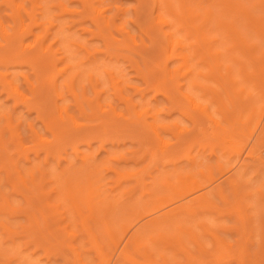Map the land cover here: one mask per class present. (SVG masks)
Returning <instances> with one entry per match:
<instances>
[{
	"label": "rangeland",
	"instance_id": "rangeland-1",
	"mask_svg": "<svg viewBox=\"0 0 264 264\" xmlns=\"http://www.w3.org/2000/svg\"><path fill=\"white\" fill-rule=\"evenodd\" d=\"M233 1L241 2L243 6L246 5V10L249 13L251 11L254 15L252 17H255L254 19H258L260 15V17L264 15V9L259 6L258 0H229V2ZM15 2L23 5L27 11L31 10V7L36 4L35 2H38L43 7L40 10L41 14L38 15L42 22L41 25L32 26V33L30 32L22 38V44L34 45L38 36H42L45 33V29L48 27V20H54V22H58V25L51 27L48 34L42 40L43 45L51 44V52H44L39 47H35L39 49L28 50L25 52L26 54L24 53L25 57L21 56V58L16 55L21 50L20 45L16 44V48L14 46L10 50L8 49L7 52H4L6 60L0 61V72L6 67L8 68V71L16 78L15 84L18 87V91L24 98L29 99L28 101L32 106L31 108H27L26 104L22 100H19L16 94H12L8 88H4L3 84L0 83V132L2 133L1 137L5 140L2 142L5 144V147L2 148L3 144L0 147L6 150V152L2 151V149L0 150V264H78L77 252L84 264H111L114 261L115 257L112 258L113 246L107 243L102 226L94 223L88 217L86 218V224L97 235V243L101 247L103 256L105 254L103 260L99 258L96 248L91 245L88 236L82 230L81 216L85 217L87 215L86 205L81 202V204L79 203L81 216L73 210L70 202L63 197L62 191H58L60 187L54 175L59 172L65 173V175L69 172L73 175L82 174L85 166L91 165V168L95 167V172L98 170L96 174L98 176L94 177L99 178L96 182L99 181L97 184H101L99 187H101L102 193H98L97 190L99 197H110L109 199H112V204L114 203L117 208L115 213L109 216L110 218L112 217L111 219L116 226L129 222L131 218L127 215L130 210L128 209L130 208L128 207L129 205L137 201L139 203L140 200L151 202L153 201V197L170 194L169 188L159 183V179L162 176H168L173 185L180 186L182 185L181 181L204 180L207 167H211L212 173L216 177H219L217 163L227 166L233 159L230 147L225 142L229 134L224 133L226 134L224 135L222 133L221 135L214 136L212 133L216 134L221 128L216 127L208 116L199 114L198 110L186 100L182 93H191L195 104L207 105L208 110L211 112V117L213 116L214 120L219 121L221 127L228 126L229 122L235 127L234 133L241 130L240 134L242 135L238 133L235 137L239 139L240 143L242 140L247 143L244 147V153H246L245 148L247 149L249 146L254 147L253 144H255L258 135L261 141L255 146L258 150L256 152L260 154L255 156L256 153L254 155L255 159H253L256 160V157H258L257 160H259V156H262L260 157L261 161H257L258 163L251 159L253 156H249L248 159L245 157L244 159L246 160L244 162L246 161L247 165L246 167L244 165V169L241 168L240 172L238 171L242 175L240 179L241 193L244 195L249 193V195H245L244 197L242 195L241 197L238 196V198H241L239 201L242 204L241 209L243 212H247V215H250V218L247 217L248 221L254 220L253 222L252 220L250 221L253 224H247L250 227L252 224V227L248 229L258 227L257 229H253L254 231L252 230V241L251 239L248 241L251 243H245L243 241L244 238H242L243 236L239 234L241 223L238 221V213H235L234 210V213L232 210L231 212H227L232 206L230 204L234 202V199L233 193H231L232 187L230 189L226 183L224 184V194L230 204H226L220 197L212 195V197L214 196L212 198L213 203L216 205L215 209H201L202 211L200 210L194 217L190 216L193 218L189 217L190 219H188L187 217V223L193 224V228H191L195 233L194 235H197L198 241L201 242L205 253H199L195 242L189 240L188 236L185 237L186 239L184 238L185 248L187 247L192 256L199 257L202 264H241L239 262L241 260L240 257H237L240 252L248 250L252 254L257 251L260 238V233L258 234L260 232L259 219H262L261 225L264 226V212L260 211V208L264 206L261 205L259 207L260 203L259 205L258 203L255 204L257 202L255 200L258 197L256 189H264V159H262L264 158V114L260 116V120L258 121L259 114L264 113L262 111L264 109V83H262L264 80H260L261 78L257 79L258 75H255L260 70L257 72L253 70L259 68L258 65L261 64L259 60H262L261 58L264 57V52L261 53V51H264V38L261 37V40L259 37L258 39L257 32L252 29L253 26L246 24L245 16L243 17L240 12L235 13L236 11L223 10L224 7L221 5V0H186V4L193 7L194 12L197 11L195 14L198 15L196 16L198 18L193 14V17H190L194 20L192 21L187 15L181 17L178 9V0H171L175 8V14H169L165 8L159 9L163 16L169 20L170 25H159L154 19L158 11L152 0H105L104 5L108 8L106 15L115 17L116 24L130 31L136 40V44H134L133 41H130L125 36L126 40L116 46V44H113L112 35L119 40H123L125 34L121 35L122 33L119 31L118 33L112 27V29L108 28L109 32L105 28L103 34H107L104 39L100 37L101 35L98 36V33L97 36L95 33L91 35L90 31H96L98 28L95 27L96 25L90 17L91 10L88 7L85 8L80 0H15ZM59 2H62L69 12H65L59 5ZM6 6L3 0H0V18L5 26L17 28L15 26L16 23L9 16L11 9H8ZM117 6L123 8L121 13H117ZM206 7L210 8V12L212 13L209 14L211 18L208 17V20L205 19L203 11L207 9ZM220 10L222 11L220 12ZM218 18L221 21L223 20V22L225 20L226 23H230L231 21L235 23L237 32L240 34L239 37H242L243 41H246V43L244 42L246 46L248 44L256 46L252 52L253 55L249 51L246 54L245 48L243 49L239 41L234 39L235 36L226 34L227 31L224 27H221L222 29L219 26L216 27L218 25ZM24 20L26 24L29 22V18L25 17ZM260 20H264V17ZM201 23L205 24L202 25ZM194 25H197L196 27L200 25L201 27H198L200 31L207 33L206 35L209 36H207L209 39L210 37L212 38L209 41L213 39L214 41L211 42L212 44L209 42L211 45H205L207 50L201 45L203 47V54L200 51L197 58L192 60V62H198V69L202 71H200L202 76L200 74L201 77L198 76L197 80L210 89L200 88L199 86L189 92L188 86L185 83L188 76L184 78L181 75L185 69L180 67L182 65L181 59L169 61L165 69L166 71L163 70L167 56V52L165 51V33L166 31H172L174 36L181 39L184 43H193V41H196L194 40L196 28L193 29L194 27L191 26ZM205 25L207 26L205 27ZM208 31H210V34H208ZM196 38H198V34ZM199 40L197 39L198 42ZM0 42H3L1 34ZM66 43L75 44L66 46ZM106 45L109 48V53L104 52ZM234 45L239 50L244 51V55H241ZM79 46H85V49L91 51V55ZM210 46L212 47L209 50L208 47ZM231 46L235 49L232 50L231 48L229 50L230 54H228L229 51L226 48ZM257 46L258 50L256 49ZM58 47L67 50V59L59 61L58 54L52 55V51ZM212 48L214 49L212 50ZM190 49L193 48L190 47ZM214 50L221 51L222 53L220 52L218 56L213 55L212 59L211 56L209 57L208 52L214 53ZM200 54L203 55L204 60L202 58V61L199 60V63L198 57L201 59ZM245 54L246 57H243ZM215 56L219 57V64L222 63L219 67L215 63L217 60L214 61ZM232 56L237 61H233L232 58L230 59ZM4 58L1 60H4ZM76 62L81 63L79 68L84 72L81 74L82 76H79L80 78L74 81L73 89H71L70 86L67 87L65 84H67L66 78L74 68H67L65 72L60 74L57 71L63 69L69 63L74 64ZM228 65L233 67L231 69L234 72L240 66L247 70L248 73L250 72L248 74L249 79L244 75L246 79L243 78L244 81L242 80V82L241 74L240 76H237L235 73V76L232 75L235 77L234 81H237V79L240 81L239 85L248 86L246 92L239 93L235 89L237 86L233 89L230 87L231 85L229 86L230 81L221 78L222 75L226 74V68L224 67ZM261 66L264 67V65ZM104 69L111 72L110 78L121 81L119 85L122 87V94L127 96L130 102L123 101L120 95L114 94L109 79L104 73ZM170 70H175L173 79L169 78ZM252 71L253 74L256 72L255 76L251 75ZM88 73L91 74V79L92 76L95 78L91 81L94 83L93 88L89 83ZM24 74L31 80L29 83H26L28 79L26 80ZM250 79L254 80L251 81ZM31 82L34 83V87L31 86ZM57 84H59L58 88L60 89L61 98L56 96ZM221 85L226 87L230 96L228 100L231 102L227 100L225 93L221 94ZM82 86L85 97L89 99L93 98V101L89 103L91 104L90 106L80 96ZM135 87L139 90H135ZM98 90L99 93L97 95L95 92ZM219 91L221 92L219 93ZM247 93L249 95L251 93L250 96L252 98L255 96L254 100ZM95 95H97V98H95ZM217 96L223 103L218 101L219 99H216L218 98ZM223 104L227 106L221 107ZM109 105L115 108L114 112L109 109ZM251 105L255 106V109H253L254 111L250 119L247 120L248 115L245 107L249 108ZM59 106L66 108V112H63V120L58 117ZM241 108H244L245 113L244 117L239 119V121L238 116L240 111L237 109L242 110ZM103 109L107 111L104 112L102 111ZM138 111L143 114L139 119L136 116V112ZM117 113L118 115H116ZM152 114L155 115L154 118L151 117ZM7 115H10L11 126L16 128L15 132L20 139L18 141L22 142L25 147L20 153L18 152L19 146H17V140L15 137H11V133L7 127V120L5 118ZM69 115L74 117V121H76L78 126L75 125L72 119H69ZM257 121L259 124H257ZM149 122L156 125L164 124L167 127L157 128L159 137L156 138L148 125ZM29 123H31L39 137L32 134ZM60 126L63 128L61 129ZM253 130V135L250 136ZM56 134L59 136L56 137ZM162 141L163 143L166 142V145L167 143L168 145L171 144L169 145L170 147H167L168 149L165 148L167 149L165 151L166 154L168 153L167 155L164 154L165 156H161L160 152ZM48 147L50 153L47 154L46 148ZM153 151H156L155 161L152 160L154 159V157L152 158ZM83 156L86 157V163H83ZM80 169L82 171L79 173ZM232 169L239 170L240 168ZM39 170L45 174L42 180L39 178ZM84 171H87V169ZM234 172L231 173L233 174ZM31 175L35 178V183L40 182L39 185L43 186L42 192H39L37 187L35 188L28 182ZM82 176L85 179V175L83 174ZM82 176L81 178L79 177L80 180ZM22 178L25 179V184H23ZM82 181L84 183V180ZM245 190L246 192H244ZM259 190L264 195V190ZM6 200L11 209L3 203ZM242 200H245V204ZM250 202L251 204H249ZM254 206H257L260 210H257ZM254 211H260L261 216H254ZM40 213L47 220L44 226ZM254 214L257 213L254 212ZM34 215L36 218H40H37L39 221V225H37L39 227L31 223ZM113 222L112 224L115 225ZM139 223L140 221L132 226L129 233L134 228H137L136 226ZM199 223H205V228L210 230V233L200 227ZM116 226H114L115 229L117 228ZM35 229L37 230L35 231ZM261 230H264V227ZM70 233L73 235L71 236ZM211 234L221 239L225 245H229V248H227L228 255L224 259L222 258L217 261L214 255H210L215 250V241ZM118 236L119 232L115 237L118 238ZM70 245L71 247H75V251L74 249L71 250ZM139 249L138 254L132 252V255L133 257L135 256L136 260L142 261L140 252L142 247ZM166 249L164 251L170 254V247V250ZM14 252L21 255L24 260L21 256L19 259V256L16 253L15 255ZM179 252V250L175 251L174 258L172 256L174 260L169 259V264L187 263L186 257ZM246 255L247 259L248 257H254L253 254L248 255L246 253ZM262 255L259 254L258 257L260 258L255 256L256 262L257 258L259 259V264H264V256ZM109 259H111L110 262L108 261ZM249 259L246 261V264H250ZM153 260L157 263L160 262L159 257L155 255H153ZM120 264L131 263L120 262ZM251 264L253 263L251 262Z\"/></svg>",
	"mask_w": 264,
	"mask_h": 264
},
{
	"label": "bare ground",
	"instance_id": "bare-ground-1",
	"mask_svg": "<svg viewBox=\"0 0 264 264\" xmlns=\"http://www.w3.org/2000/svg\"><path fill=\"white\" fill-rule=\"evenodd\" d=\"M36 1H38V0H36ZM81 2H82V4H83V6L85 7V8H89L90 10H91V12H90V17H91V19H92V21L94 22V24L96 25L95 27L96 28H98L97 30H98V32H97V30L94 32L93 30L92 31H90V30H88V31H90V34L91 35H93L94 33L96 34V36H97V33L99 34L98 36H100V37H102L103 39L105 38V36H106V34L107 33H104L103 34V32H105L104 30H105V28L107 29V31H108V28L110 29H112V27H114L115 28V30L118 32H120V33H122L121 35H123V34H125L124 35V38H123V40H119L117 37H113V35H112V39H113V44L115 45L116 44V46H118V45H120V44H122V42H124L125 40H126V38H125V36L127 37V39L129 38L130 39V41H133V43L134 44H136V40H135V38H134V36L130 33V31H128V30H126L123 26H120L119 24V26L116 24V22H115V17H109V16H107L106 15V12H107V10H108V8L104 5L105 3H104V1L105 0H80ZM153 1V4H154V6H155V8L157 9V14H156V16H155V22L157 23V24H159V25H170V23H169V20L167 19V18H165L164 16H163V14L159 11V9L161 8H165V10L169 13V14H175V8H174V6H173V4H172V2H171V0H152ZM232 1V0H231ZM3 2H4V4L5 5H7L6 7H8V9L10 8L11 10H10V14H9V16L14 20V22L16 23V25L15 26H17V28H14V26H11V27H9V26H5L4 25V23H3V21L1 20V18H0V34L2 35V40H3V42L1 43L0 42V61H5L6 59L4 58V52H7V50L9 49L10 50V48L11 47H14L16 44H19L20 45V47H21V50H20V52H17L16 53V55H18V56H22V57H25V55H24V53L26 52V51H28V50H34V48L35 47H39L40 49H42L44 52H51L50 50H51V44H49V45H43L42 44V40H43V38H45V36L48 34V32H49V29L51 28V27H54V26H56V25H58V22L56 23V22H54V20H48V27L45 29V33L42 35V36H38V38H37V40H36V43L34 44V45H29V44H22V38L26 35V34H28V33H32V26H40L41 25V21H40V18L38 17V15L39 14H41V11L40 10H42V6L41 5H39L38 4V2H33L35 5H33L32 7H31V10L30 11H27L25 8H24V6L23 5H21L20 3H18V2H15V0H3ZM178 2H179V4H178V9H179V11H180V16L181 17H184V15H187L188 17H189V19H191L192 17H193V14H195V12H197V11H195L194 12V9H192L193 7H191V6H189L188 4H186V0H178ZM240 2V1H239ZM221 5H223V7H224V9L223 10H227V11H231L232 10V12L234 11H236L235 13H238V12H240V13H242V15H243V17L245 16V20L247 21V25H251V26H253L252 27V29L253 30H255V32H257V37H258V39H259V37H260V39H261V37L262 38H264V23H262V21H264V20H260L262 17H264V15H262V17H260L259 16V18L257 19H254L252 16H254L252 13H251V11H250V13H249V11H247L246 9H247V7H245V6H243V4H241V2L240 3H238V2H236V1H233V2H229V0L227 1V0H221ZM257 3H259V6L262 8V9H264V0H258L257 1ZM242 5V7H241V5ZM59 5L62 7V9L65 11V12H67L68 10L63 6V4H62V2H59ZM251 6V5H250ZM207 8V7H206ZM116 9H117V13H121L122 11H123V8L121 7V6H117L116 7ZM249 10V9H248ZM204 11V14H205V19H209V18H211L210 16H209V14L211 13L210 11V8H207V9H205V10H203ZM222 10H220V12H221ZM69 12V11H68ZM194 12V13H193ZM73 13H74V11H73ZM212 14V13H211ZM190 15V16H189ZM175 16V15H174ZM196 16H198V15H196L195 14V17ZM29 18V22L26 24V23H24V18ZM191 17V18H190ZM209 17V18H208ZM242 17V18H243ZM196 18H198V17H196ZM192 21H194L193 19H191ZM204 20V19H203ZM207 20H206V22H207ZM218 20V25H216V27H220V29H222L223 27L226 29V34H228V35H233V36H235V38L234 39H236V40H238L239 41V44H240V46L244 49L245 48V52H247V51H249V53L250 54H252V52L254 51V49H255V47L256 46H254V44H253V46H251L250 44H248L247 46H246V41H243V38L241 37H239L240 36V34H239V32H237V28L235 27V23H232V21L230 22V23H226L225 22V20H224V22H223V20L221 21V20H219V18L217 19ZM205 21V20H204ZM203 22V21H202ZM248 22H249V24H248ZM186 23V22H185ZM210 23V22H209ZM252 23V24H251ZM156 24V25H157ZM190 24V23H189ZM199 24V23H198ZM202 24V23H201ZM200 24V25H201ZM205 23H203L202 25H204ZM245 24V25H246ZM193 25V24H192ZM198 26L199 28L201 27V26ZM208 25V24H207ZM207 25H205V27L207 26ZM234 25V26H233ZM197 25H194V26H191V27H194L193 29H195L196 28V33L198 34V38H196L197 37V34L195 33V35H196V39L194 38V40H196V41H193V43H184L181 39H179L178 37H176V36H174V34H173V32L172 31H166V33H165V38H166V48H165V51L167 52V56H166V61H165V64H164V67H163V70H165L166 68H167V64H168V62L169 61H171V60H173V59H181L182 61V65L180 66L181 68L183 67V68H185L184 69V71H183V73L181 74L184 78H186L187 76H188V79L185 81V83L187 84V86H188V91L189 92H191V91H193L194 90V88H196V87H199L200 86V88H208V87H206V86H204V85H202L197 79H198V76H200V74H201V76H202V71L200 70V69H198V62H192V60L194 59V58H197V55L199 54V52L201 53V54H203V47H201V45H203L204 47H205V45L206 46H208V45H211L212 43V41H214V39L212 40V41H209L210 39H212L211 37H210V39L208 38L209 36L208 35H206L207 33H202L201 31H200V29L198 28V27H196ZM222 27V28H221ZM101 28H103V30H101ZM141 28V27H140ZM251 29V28H250ZM251 29V30H252ZM190 30V29H189ZM189 30H187V31H189ZM240 30V29H239ZM238 30V31H239ZM192 31V30H191ZM191 31H190V33H191ZM93 32V33H92ZM109 32V31H108ZM118 32V33H119ZM207 32V31H206ZM209 33L208 34H210V31H208ZM188 33V32H187ZM239 34V35H238ZM225 35V34H224ZM208 36V37H207ZM211 36V35H210ZM225 36H227V35H225ZM194 37V36H193ZM107 38V37H106ZM199 38H200V40H199ZM111 39V40H112ZM197 39L199 40V42L197 41ZM233 39V40H234ZM235 40V41H236ZM262 40V39H261ZM201 41V42H200ZM211 44H210V43ZM245 42V43H244ZM112 43V42H111ZM201 43V44H200ZM208 43V44H207ZM69 44H75V43H66L65 45L67 46V45H69ZM133 44V45H134ZM194 44V45H193ZM252 44V43H251ZM43 45V46H42ZM76 45H77V43H76ZM258 45V44H257ZM66 46H65V48H66ZM194 46V47H193ZM213 46V45H212ZM212 46H210V47H208V49L210 50L211 49V47ZM79 47H81V48H84L85 49V46H79ZM190 47H192L193 49H190L189 50V48ZM234 47H235V45H234ZM14 48H16V46L14 47ZM38 48V49H39ZM177 48H178V50H177ZM206 48V47H205ZM217 48V47H216ZM231 48H232V46L231 47H228V48H226V49H228V51L229 50H231ZM235 48H237V51H239L240 52V54L241 55H244V51H242V50H239V48L236 46ZM235 48H232V50H234ZM35 49H37V48H35ZM37 49V50H38ZM201 49V50H200ZM214 48H212V50H213ZM257 50H258V46H257V48H256ZM86 51H87V53H90V55H91V51H88L87 49H85ZM206 50H207V48H206ZM221 50V49H220ZM66 49H64V48H56L54 51H52L53 52V54L52 55H54V54H58V60L59 61H62V60H64V59H67L68 58V54L66 53ZM96 51V50H95ZM215 52L213 53V52H208L209 53V57L211 56V58L212 57H214L213 55H217L218 56V54H220V52L219 51H217V50H214ZM227 51V50H226ZM16 52V51H15ZM93 52V51H92ZM104 52H106V53H109V48H108V46L106 45V48L104 49ZM262 52H264V51H261V53ZM222 53V52H221ZM231 53H233V51H231ZM235 53V52H234ZM255 53V52H254ZM7 54V53H6ZM26 54V53H25ZM45 54V53H44ZM200 54V55H201ZM228 54H230V51H229V53ZM227 54V55H228ZM237 54H238V52H237ZM246 54H248V52L246 53ZM246 54H245V56H243V57H246ZM9 55V54H8ZM224 55V54H223ZM233 55V54H232ZM253 55V54H252ZM251 55V56H252ZM6 56V55H5ZM205 56V55H204ZM217 56H215V60L214 61H216L215 63H216V66L217 67H219V66H221V64H219L220 62H218L219 61V57H217ZM221 56V55H220ZM250 56V57H251ZM262 56V55H261ZM16 57V56H15ZM21 57V58H22ZM2 58H4V60H1ZM202 58H203V55H201V59H199V57H198V61L199 60H201L202 61ZM229 58V57H228ZM232 58V60L233 61H235L236 59H234V57L232 56V57H230V59ZM206 59V58H205ZM213 59V58H212ZM212 59H211V61H212ZM254 59H255V57H254ZM259 59V58H258ZM262 60H259V63H261L260 65H258V69H255V70H253V71H258V70H260L259 71V73L257 72H255L254 74L255 75H258L257 77V79H260V80H264V67H262L261 65H264V57H262L261 58ZM203 60H204V58H203ZM237 61V60H236ZM208 62V61H207ZM29 63V62H28ZM199 63H200V61H199ZM206 63V62H205ZM31 64V63H30ZM83 64V63H82ZM210 64H213V63H210ZM238 64V63H237ZM251 64H252V62H251ZM80 65H81V63H78V62H76V63H74V64H72V63H69V64H67L63 69H60V70H58L57 72H59V74L60 73H63V72H65V70L67 69V68H70V67H73L74 69L72 70V72L68 75V77L66 78V80H67V84H65V86H70L71 87V89H73V84H74V81L75 80H77V78H80L79 76L81 75V74H83V70H81L79 67H80ZM207 65H208V63H207ZM224 65H225V63H224ZM239 65V64H238ZM179 67V68H180ZM213 67V66H212ZM231 67L232 66H226V67H224V68H226L225 69V71H226V74L225 75H222V77L221 78H224V79H227V81H230L229 83V86L230 87H232L233 89L237 86L238 87V89H237V87L235 88L239 93H244V92H246V89H247V87L248 86H241V85H239V80L237 79V81H234V73L237 75V76H240V74H241V82H242V80H243V78H245L246 79V77H247V79H249L248 78V74L250 73H248V71L247 70H245V69H243L241 66H240V68H238V72L236 71V72H234L233 71V69H231ZM255 67H256V65H255ZM211 68V67H210ZM233 68V67H232ZM162 70V69H161ZM176 70V69H175ZM175 70H170L169 71V78L170 79H173V77H174V71ZM218 70V69H217ZM232 70V71H231ZM166 71V70H165ZM164 71V72H165ZM178 71V70H177ZM201 71V72H200ZM212 71V70H211ZM253 71L251 72V75H253V76H255L254 74H253ZM233 72V73H232ZM104 73L107 75V77H108V79H109V82H110V84H111V88H112V90L114 91V94H118V95H120L121 97H122V99H123V101L125 100V101H127V102H130V99L127 97V96H125V95H123L122 94V87L119 85V83L121 82L120 80H116V79H114V78H110L109 76H110V74H111V72L109 71V70H106V69H104ZM215 73V72H214ZM246 73V74H245ZM261 73V74H260ZM260 74V75H259ZM88 76L87 77H89L88 78V80H89V83H90V85H91V87L93 88L94 87V83L93 82H91V81H93L92 79H95L93 76H92V79H91V74L90 73H88L87 74ZM93 75V74H92ZM220 75V74H219ZM232 75H234V76H232ZM244 75H246V77L244 76ZM251 75H249V76H251ZM24 76H25V74H24ZM44 76V75H43ZM82 76V75H81ZM200 76V77H201ZM204 76V75H203ZM208 77H210V76H208ZM233 77V78H232ZM25 78H26V83L28 82H30L31 80H29V78H27L26 76H25ZM44 78V77H43ZM117 78V77H116ZM206 78V77H205ZM213 78V77H212ZM38 79V78H37ZM82 79V78H81ZM209 79V78H208ZM251 80V79H250ZM254 79H252L251 81H253ZM0 83H2L3 84V86H4V88H8L9 89V91L12 93V94H16L17 96H18V98H19V100H22L23 101V103L24 104H26V107L27 108H31L32 106H31V104H30V102L28 101L29 99H27V98H24V96H22L21 94H20V92L18 91V87L16 86V84H15V81H16V78H15V76L14 75H12L9 71H8V68L6 67L3 71H1L0 72ZM80 81V80H79ZM217 81V80H216ZM244 81V80H243ZM248 81V80H247ZM258 81V80H257ZM257 81H255V82H257ZM53 82V81H52ZM54 82H55V80H54ZM262 82V81H261ZM41 83V82H40ZM262 83H264V82H262ZM31 84V86L32 87H34V83L33 82H31L30 83ZM29 84V85H30ZM239 86H238V85ZM241 84V83H240ZM255 85H256V83H254ZM253 84V85H254ZM206 85H208V84H206ZM220 85V84H219ZM254 85V86H255ZM222 87V92L221 91H219V93L221 92V94L223 93H225V96H226V98H227V100L228 99H230V96H229V93H228V91H227V89H226V87L224 86V85H221ZM59 87V84H57V89H56V96H58V98H61V96H60V89L58 88ZM241 87V88H240ZM136 89L135 90H139V89H137V87H135ZM220 88V89H221ZM69 89V88H68ZM70 89V90H71ZM199 89V88H198ZM208 89H210V88H208ZM33 90H35V89H33ZM70 90H68V91H70ZM212 90V89H211ZM208 91V90H207ZM95 92V91H94ZM211 92H215V91H211ZM98 93H99V90L98 91H96L95 92V94H97L98 95ZM205 93H207V92H205ZM85 93H84V90H83V86H82V92H81V98H83L84 99V101H87L88 102V104L90 103V102H92L93 101V98L92 99H89L88 97V99L85 97V95H84ZM184 96H185V98H186V100L191 104V105H193V107L196 109V110H198V112H199V114H202V115H205V116H208L209 118H211L212 119V122H213V124L216 126V127H220L221 128V130H219V131H215L216 132V134L215 133H212V134H214V136H217L218 134H224V133H226V134H229V135H227L228 136V139H226V143L229 145V147H230V152L232 153V156L231 157H233V159L229 162V164L227 165V166H223L221 163H217V168H218V173L220 174V176L219 177H216L213 173H212V170H211V167H207V171H206V174L204 175L205 177H204V180H202V181H199V180H197V179H194V180H192V181H190V182H184V181H181V184L182 185H180V186H176V185H173V183L170 181V179H169V177L168 176H162V178H160L159 179V183L160 184H162V185H165V186H167L168 188H169V190H170V194L169 195H167V196H165V195H159V196H156L155 198L153 197V201H139V203H138V201L136 202V203H133V204H131V205H129L128 207H130V208H128V209H130L129 210V214H127L128 215V217L130 218V220H129V222L128 223H126V224H119V225H117L116 226V224L112 221V217L110 218L109 216H111V215H113L114 213H115V211L117 210V208H116V206L114 205V203L112 204V202H111V200L112 199H109L110 197H107V196H104L103 198L100 196L99 197V194L98 193H102L101 192V187H99L100 185L99 184H97V183H99V181L98 182H96V180L98 179L99 180V178H95V177H97L98 175H96L97 174V172H98V170H97V172H95L96 171V169H95V167L92 169L91 168V165L90 166H88L89 168H91V169H89L87 166H85L84 167V170H86L87 169V171H82V169H80L79 170V173L82 171V174L80 173V174H72V173H70V175H69V173L67 174V175H65V173L64 174H62V173H57V174H55L54 175V177H55V179H56V181L59 183V189H58V191L60 190V192L62 193V195H63V197L64 198H66L69 202H70V204L72 205V208H73V210L79 215V216H81V213H80V205H79V203L81 202L82 204L84 203L85 205H86V208H87V215L85 216V217H82L81 216V224H82V227H83V231H84V233H86V235L88 236V238H89V241H90V243H91V245L94 247V248H96V250H97V254H98V256H99V258L100 259H104L103 257H105V254H104V256H103V254H102V251H101V247L98 245V243H97V238H96V236L97 235H95V233L93 232V230L91 229V227L89 226V225H87L86 224V218H90L94 223H96V224H100L101 226H102V228H103V230H104V232H105V235H106V238H107V243L108 244H111L112 246H113V254H112V258L113 257H115L114 258V261H112V263L111 264H120V262L121 263H123V262H130L131 264H167L168 263V261H169V259L171 260V259H173L174 258V256L173 255H175L176 253H175V251L177 252L178 250L184 255V257H186V262L188 263V264H199V263H201V260H200V258L199 257H195V256H192L191 255V253H189V251H188V249H187V247L185 248V244H184V238L185 237H187V238H189V240H192V242H195V246L197 247V250L199 251V253H201V254H203V253H205L204 251V248L202 247V244H201V242H199L198 241V238H196V236L197 235H194L195 233H194V231H193V224H191V223H187V220L188 219H190V218H193L196 214H198L199 213V211L202 209V210H205V209H215L216 208V205H214V203H213V200H212V198L214 197V196H216V197H220V199L222 200V201H224L226 204H228L229 203V201H228V199H227V197H226V195L224 194V188H225V186H224V184H228L229 186H227V187H229L230 189H231V187H232V189H231V193H233V199H234V202L233 203H229L230 204V208H229V210H227V212H231V210H232V212H233V210H234V212L236 213H238L237 214V216H238V221H240V232H239V230H238V232H239V234H241L243 237L242 238H244V242L245 243H251V242H248V241H250V239H251V235H253V229H257L258 227H254V228H252V229H248L250 226H247V224H249V223H252L254 220H252V222H250L251 220H249L248 221V219H247V217L248 218H250V215H247L246 213L247 212H243L242 211V204L239 202L240 201V199L241 198H238V196H240L241 197V195H242V197H244L245 195L247 196V195H249V193L248 194H243V193H241L242 191L240 190L241 188V186H240V179H241V177H242V175H240L239 174V172L241 171V168H243L244 169V167H246V165H247V162L245 161L244 162V160H246V159H244L245 157H247V159L249 158V156H253L251 159H255V156H258L260 153L258 152H256V151H258L257 150V148H256V144L259 142V141H261V140H259V136L257 135V138H256V142H255V144H253L254 145V147L252 146V147H250L249 146V148H245V150H246V153H244V147H245V144H247L245 141H241V143L239 142V139L237 138V137H235L238 133L240 134L241 132V130L240 131H238V132H235L234 133V130H235V127H234V125L232 126L229 122H228V126H220L221 124H220V122L218 121H216V120H214L213 119V116L211 117V112L208 110V107H207V105H205V104H203V105H199V104H195V102L193 101V96H192V94L191 93H182ZM231 94V93H230ZM97 95H95L96 97L95 98H97ZM212 95V94H211ZM218 95V94H217ZM247 95H249V93H247ZM250 95H251V93H250ZM249 95V96H250ZM73 96H74V94H73ZM219 96V95H218ZM217 96V97H218ZM78 97V96H77ZM118 97V96H117ZM215 97V96H214ZM213 97V98H214ZM236 97V96H235ZM251 98H252V96H250ZM75 98V97H74ZM222 98V97H221ZM254 98H255V96H254ZM254 98H252L253 100H254ZM121 99V100H122ZM217 100L219 99V97L218 98H216ZM78 100V99H77ZM75 101H76V99H75ZM94 101H96V100H94ZM218 101H221V99H219ZM229 101V100H228ZM233 101V100H232ZM222 102V101H221ZM220 102V103H221ZM229 102H231V101H229ZM216 103H217V101H216ZM223 103V102H222ZM251 103V102H250ZM87 104V103H86ZM100 104V103H99ZM218 104V103H217ZM91 104H89V106H90ZM220 105V104H219ZM226 105V104H225ZM224 104L223 105H221V107L223 106H225ZM243 105V104H242ZM227 106V105H226ZM225 106V107H226ZM239 106V105H238ZM57 107V106H56ZM100 107H101V105H100ZM240 107H242V106H240ZM254 107V108H253ZM109 109L110 110H115V108L112 106V105H109ZM242 109V108H241ZM253 109H255V106H253V105H251L249 108H247V107H245V110L247 111L246 113H247V115H248V117H247V120H249L250 119V117L252 116V113H253ZM223 110V109H222ZM237 110H239L240 111V114H239V116H238V120L239 119H242L243 117H244V108L242 109V110H240V109H237ZM102 111H104V112H106L107 110H102ZM228 111V110H227ZM262 111H264V109H262ZM58 114H59V118L60 119H62L63 120V112H66V108H61L60 106L58 107ZM114 112V111H113ZM224 112V111H223ZM225 113H227L226 111H225ZM262 114H264V113H261V114H259V119H258V121L260 120V116L262 115ZM116 115H118V113L116 114ZM143 114L142 113H140L139 111L138 112H136V116H137V119H139V118H141V116H142ZM213 115V114H212ZM226 115V114H225ZM10 116V115H9ZM8 115L7 116H5V118H6V120H7V127H8V129H9V132L11 133V137H15V139L17 140L16 142H17V146H19V149H18V152L20 153V152H22L23 150H24V146H23V143L22 142H19L20 141V139H19V137H18V134L15 132V129L16 128H13L12 126H11V119H10V117H9ZM234 116V115H233ZM69 117V119H72V121H74V117L73 116H71V115H69L68 116ZM125 117V116H124ZM151 117L152 118H154L155 117V115L154 114H152L151 115ZM225 117H227V116H225ZM229 117V116H228ZM235 117V116H234ZM227 120H228V118H227ZM233 120V119H232ZM235 120V119H234ZM237 120V121H238ZM240 121V120H239ZM257 121V124H259V122ZM136 122V121H135ZM242 122H244V121H242ZM74 123H75V125L76 126H78L77 125V123H76V121H74ZM220 124V125H219ZM257 124H256V126H257ZM149 127L152 129V131L154 132V134H155V136H156V138L157 137H159V133H158V129L157 128H166L167 127V125H164V124H158V125H156L155 123H151V122H149ZM175 126V125H174ZM61 127V126H60ZM29 128H30V130H31V132H32V134H34V135H36V137H39V135L37 134V132H36V130L33 128V126L31 125V123H29ZM63 127H61V129H62ZM59 129V128H58ZM105 129V128H104ZM219 129V128H218ZM256 128H255V126H254V130H255ZM237 130V129H236ZM254 130L253 131H251V134H250V136L251 135H253V132H254ZM104 132H105V130H103ZM181 131V130H180ZM179 132V131H178ZM182 132V131H181ZM219 132H221V133H219ZM259 132H261V131H259ZM62 133H63V131H62ZM250 133V132H249ZM182 134V133H181ZM212 134H210V135H212ZM226 134H224V135H226ZM235 134V135H234ZM55 135V134H54ZM65 135V134H64ZM240 135H242V134H240ZM239 135V136H240ZM2 136V133L0 132V146H2V144L4 145L2 148H4L5 147V144L4 143H2L3 141H5L4 140V138H2L1 137ZM59 135H57L56 134V137H58ZM180 136V135H179ZM213 136V135H212ZM213 136V137H214ZM64 137V136H63ZM223 137V136H222ZM180 138H181V136H180ZM216 138V137H215ZM12 139V138H11ZM59 139V138H58ZM61 139V138H60ZM19 140V141H18ZM181 141V140H180ZM178 142V141H177ZM243 142H245V143H243ZM166 143V142H165ZM165 143H163V141H162V144H161V149H160V152H161V156H165L164 154H166V150L168 149L167 147H170L169 145H171V144H169L168 145V143H167V145L165 144ZM1 147H0V150L2 149ZM165 148H167V149H165ZM172 148V147H171ZM49 149V147L48 148H46V153L48 154V153H50V150H48ZM74 149V148H73ZM2 151H5L6 152V150H3L2 149ZM74 151H75V149H74ZM154 152V151H153ZM153 152H152V154H153ZM75 153H76V151H75ZM257 153V154H256ZM6 154V153H5ZM4 154V155H5ZM168 154V153H167ZM166 154V155H167ZM245 154V155H244ZM256 154V155H255ZM3 155V156H4ZM77 155V154H76ZM156 151L154 152V154H153V156H152V158L154 157V159H152L153 161H155V159H156ZM255 155V156H254ZM5 157V156H4ZM25 157H26V155H25ZM194 157V156H193ZM260 157H262V156H259V160H257V158L258 157H256V160H254V161H261L260 160ZM45 158H47V157H45ZM11 159V158H10ZM262 159H264V158H262ZM25 160H27V159H25ZM82 160L84 161L83 163H86V157L85 156H83L82 157ZM4 161V160H3ZM253 161V162H254ZM9 162V161H8ZM7 162V163H8ZM6 163V162H5ZM245 163V164H244ZM258 163V162H257ZM9 164V163H8ZM245 165V166H244ZM261 166H262V164H260ZM244 166V167H243ZM86 168V169H85ZM232 168H240L239 170L238 169H232ZM98 169V168H97ZM233 170V171H232ZM234 170H236L235 172H234ZM16 171V170H15ZM234 172L233 174L231 173V172ZM239 171V172H238ZM95 172V173H94ZM236 172H238V173H236ZM39 173H40V179L42 180L43 179V177L45 176V174H43V171H41V170H39ZM86 173V174H85ZM95 175H94V174ZM237 174V176L239 175V177H237L236 176V174ZM17 174V173H16ZM85 175V179H83L84 177L82 176V175ZM92 174H93V177H92ZM69 175V176H68ZM234 175V176H233ZM81 176H82V179L80 180V178H81ZM95 176V177H94ZM80 177V178H79ZM39 179V180H40ZM54 179V178H53ZM34 180H35V178H33V175H31L30 176V178H29V180H28V182H30V184L32 185V186H34L35 188L37 187L38 189L37 190H39V192H42V187L43 186H40L39 185V181H37V182H39V183H35L34 182ZM82 180H84V183H83V181ZM158 180V179H157ZM36 181V180H35ZM81 181H82V183H81ZM22 182H23V184H25V179H23L22 178ZM239 182V183H238ZM96 183V184H95ZM154 183V182H153ZM42 185V184H41ZM231 185V186H230ZM30 187V186H29ZM33 187V188H34ZM34 188V189H35ZM259 188V187H258ZM31 189V188H30ZM259 189H261V190H264V189H262V188H259ZM257 190L256 189V192H257V194H258V197H257V199L255 200V201H257V202H255V204H257L258 203V205H259V203H260V205H259V207H261V205L262 206H264V195H262V193L260 192V190ZM97 190H98V193H97ZM99 190H100V192H99ZM244 192H246V190L244 191ZM38 193V192H37ZM240 193V194H239ZM44 194V193H43ZM212 195H214L213 197H212ZM218 195V196H217ZM3 197V196H2ZM4 198V197H3ZM246 198V197H245ZM154 199H155V201H154ZM239 199V200H238ZM247 199V198H246ZM150 200V199H149ZM245 201V200H244ZM244 201L242 200V202L244 203ZM115 202V201H114ZM134 202V201H133ZM4 204H5V206L7 205V207L9 206V203L7 202V200L6 201H4L3 202ZM80 203V204H81ZM131 203V202H130ZM116 204V203H115ZM141 204V205H140ZM245 204V203H244ZM249 204H251V202L249 203ZM257 205V206H258ZM247 207H248V205H246ZM257 206L255 207L257 210H260L261 212H264V210H262V209H264V207H261L260 209H258L257 208ZM9 208H10V206H9ZM56 208V207H55ZM11 209V208H10ZM252 209H254V208H252ZM56 210V209H55ZM201 210V211H202ZM27 211V210H26ZM220 211V210H219ZM226 211V210H225ZM246 211V210H245ZM260 211H254V212H256L257 214H254V212H253V215L254 216H257V215H260L261 216V214H260ZM221 212V211H220ZM233 212V213H234ZM249 214V213H248ZM131 215V216H130ZM190 216H193V217H190ZM40 217H41V220H42V222H43V226H44V223H46L47 222V220H46V217L42 214V213H40ZM48 217V216H47ZM187 217H188V219H187ZM190 217V218H189ZM38 219H40L39 217H37ZM36 217H35V215L32 217V221H31V223H34L35 225H36V227L39 225L38 223H39V221H38V219H37ZM254 219V218H253ZM260 221V227H259V231L260 232H258V234L260 235V238H259V243H258V250L257 251H255V252H253L252 254L254 255V257L253 258H251V257H248V259L250 260V264H251V262L253 263V264H259V259L258 258H260V257H258L259 256V254L260 255H262V254H264V234H262V233H264V232H262V231H264V230H261L262 229V227H264V226H262L261 224V220L262 219H259ZM115 224V225H113L112 224V222ZM140 221V223H139V225H137L136 227L137 228H134L133 229V231L132 232H130L129 233V231H130V229L132 228V226H134L136 223H138ZM258 221V220H257ZM258 222V223H259ZM38 224V225H37ZM41 224V223H40ZM95 224V225H96ZM253 224V223H252ZM252 224H251V227H252ZM205 225V226H204ZM250 225V224H249ZM33 226V228H35L34 227V225H32ZM31 226V227H32ZM114 226H116L117 228L115 229L114 228ZM199 226L200 227H202L204 230L206 229L205 227H206V224L204 223H199ZM262 226V227H261ZM30 227V226H29ZM39 227V226H38ZM192 227V228H191ZM250 227V228H251ZM46 228V227H45ZM261 228V229H260ZM43 229V228H42ZM31 230V229H30ZM37 229H35V231H36ZM47 231V230H46ZM205 231H207V232H209L210 233V230H205ZM119 232V236H118V238L117 237H115L116 235H117V233ZM252 234H251V233ZM70 235L72 236L73 234L72 233H70ZM212 235V237H213V239H214V241H215V243H214V251L212 252V253H210V255L212 254V256L214 255L215 257L214 258H216V260L217 261H219V260H221L222 258L224 259L225 258V256H227L228 255V249L227 248H229L227 245H225L224 243H223V241L221 240V239H219L217 236H215V235H213V234H211ZM240 235V236H241ZM186 239V238H185ZM240 239H241V237H240ZM242 240V239H241ZM251 241H252V239H251ZM227 246V247H225V246ZM70 247H71V245H70ZM69 247V249H71V250H73L74 249V251H75V247H71L70 248ZM140 247H142V250L140 251L141 252V257H142V261H139V260H136L134 257H133V255H132V252H135V253H137L138 254V250H140L139 248ZM169 247H170V249L173 251H171L170 249H169ZM166 248H168L170 251V254L168 253V252H165L164 250H167ZM178 249V250H177ZM132 250V251H131ZM259 251V252H258ZM173 254H172V253ZM179 252V253H180ZM207 252V251H206ZM258 252V254L256 255V253ZM17 254V252H14V254ZM18 253H20V252H18ZM166 253H168V254H166ZM246 253H248V255H252L251 253H249L248 252V250H245L244 252H240L238 255H237V257L239 256L240 257V261L239 262H241V264L243 263V262H245L244 264H246V261L248 260L247 259V255H246ZM15 254V255H16ZM172 254V255H171ZM14 255V257L15 258H17V256H19L18 258L20 259V256L21 255H19V254H17V256H15ZM75 255V254H74ZM77 257H78V259L77 260H79V262H80V264H84V262H82V259L80 258V256H79V254H78V252H77ZM153 255H155V256H157V257H159V260H160V262L159 263H157V262H155L154 260H153ZM171 255V256H170ZM172 256H173V258H172ZM258 257L257 258V262H256V257ZM262 256H264V255H262ZM76 257V256H75ZM246 257V258H245ZM14 258V259H15ZM21 258H22V256H21ZM23 260H24V258H22ZM247 259V260H246ZM102 260H101V262H102ZM110 260L111 259H109L108 261L110 262ZM174 260V259H173ZM253 260H254V262H253ZM19 262V261H18ZM74 262V261H73ZM76 262H78V261H76ZM79 262H78V264H79ZM170 262V261H169ZM174 262V261H173ZM75 263V262H74ZM186 263V264H187ZM28 264H30V263H28ZM169 264V263H168ZM184 264H185V262H184ZM202 264V263H201ZM248 264V263H247Z\"/></svg>",
	"mask_w": 264,
	"mask_h": 264
}]
</instances>
